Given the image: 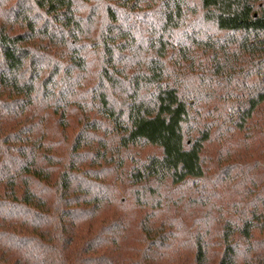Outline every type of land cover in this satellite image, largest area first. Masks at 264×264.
I'll use <instances>...</instances> for the list:
<instances>
[{
  "label": "trees",
  "instance_id": "trees-1",
  "mask_svg": "<svg viewBox=\"0 0 264 264\" xmlns=\"http://www.w3.org/2000/svg\"><path fill=\"white\" fill-rule=\"evenodd\" d=\"M0 264H264V0H0Z\"/></svg>",
  "mask_w": 264,
  "mask_h": 264
},
{
  "label": "rangeland",
  "instance_id": "rangeland-1",
  "mask_svg": "<svg viewBox=\"0 0 264 264\" xmlns=\"http://www.w3.org/2000/svg\"><path fill=\"white\" fill-rule=\"evenodd\" d=\"M80 130H81V125H75L74 127H72V129L69 133L72 137V140L69 142L68 145L72 144L73 139L78 135ZM131 153L140 159L141 158L146 159L149 156L159 154V151H158V149L153 148V147L143 146L142 148L131 149L130 154Z\"/></svg>",
  "mask_w": 264,
  "mask_h": 264
}]
</instances>
